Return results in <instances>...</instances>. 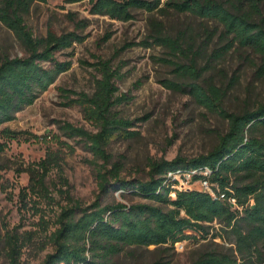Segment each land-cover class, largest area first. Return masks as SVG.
Masks as SVG:
<instances>
[{"label": "rangeland", "instance_id": "1", "mask_svg": "<svg viewBox=\"0 0 264 264\" xmlns=\"http://www.w3.org/2000/svg\"><path fill=\"white\" fill-rule=\"evenodd\" d=\"M258 2L264 14V0ZM132 14L131 19L123 21L92 13L88 0H33L24 15L35 37L45 36L51 29L56 34L75 31L84 40L55 53L58 61L71 62L69 69L60 72L33 103L17 111L14 119L0 125V143L4 142L0 151V264H9L1 241L5 225L36 234L43 226L52 230L55 217L71 199L83 205L92 203L98 195L102 203L147 201L129 191L100 192L95 158L83 140L71 138L61 129L64 123H70L94 130L85 120L78 99L94 90L98 72L93 63L97 57L109 59L119 68L117 94L123 99L114 111L131 121L129 129L135 132L132 137H115L107 146L111 159L106 166L119 162L121 178L145 180L150 161L176 156L189 159L207 153L217 143L227 121L196 101L191 84L218 87L224 93L222 106L229 112L239 113L264 102L260 56L237 42L225 51L230 37L224 35L222 24L172 9H133ZM77 21L85 27L77 26ZM156 29L168 37L181 38L184 52L173 54L155 41ZM3 55L24 56L25 49L0 21V57ZM184 68L194 69L196 74L189 75ZM4 127L15 136L1 134ZM52 151L59 154V159L45 175L46 197L35 196L28 189L22 195L21 188L29 183L27 169ZM190 188L201 186L195 181ZM210 232L217 235L172 245L125 246L107 264H191L204 252L244 260L229 230L214 222ZM40 245L36 241L25 248L20 264H41L51 246ZM245 261L264 264V241Z\"/></svg>", "mask_w": 264, "mask_h": 264}, {"label": "trees", "instance_id": "2", "mask_svg": "<svg viewBox=\"0 0 264 264\" xmlns=\"http://www.w3.org/2000/svg\"><path fill=\"white\" fill-rule=\"evenodd\" d=\"M33 0H0V21L17 37L25 49L24 56L0 57V125L15 117V113L33 101L52 84L60 72L69 69L70 61H58L55 53L82 42L84 37L75 31L56 34L48 29L45 36L35 37L24 22ZM78 2L82 0H68ZM90 11L111 19L129 20L133 9L147 12L172 9L213 19L222 24L223 33L230 37L226 50L235 42L248 46L260 56V71L264 72V14L258 0H88ZM71 15V14H70ZM72 19H75L71 15ZM77 26L85 27L80 21ZM154 40L171 53H182L183 41L168 37L156 29ZM221 54V51H220ZM42 62H48L44 66ZM98 72L91 94L78 99L83 116L94 130L70 123L61 126L63 132L84 141L95 158L94 171L99 191H129L145 198L146 202L102 203L96 199L83 205L70 200L54 220L53 229L43 226L36 234L20 231L18 226H4L1 238L9 264H20L23 250L36 241L51 251L41 264H107L111 256L125 246L175 244L199 241L211 233L217 222L229 230L244 260L227 254L204 252L191 264H247L264 241V102L253 109L229 112L222 106L224 93L215 86L203 88L191 84L190 92L197 102L226 119V130L217 136V143L205 154L186 159L176 156L171 160L148 163L147 179L120 177L121 164L113 162L107 152L115 137H132L131 121L118 116L114 106L123 99L118 95L116 81L119 68L109 59L97 57L93 63ZM178 66V65H177ZM189 75L194 69H183ZM1 134L10 138L15 132L4 127ZM4 142L0 143V151ZM57 152L30 166L29 183L21 188L38 197H46L45 175L51 165L58 164ZM98 160L102 163L98 164ZM207 169L206 175L197 173L194 179L204 178L212 185L213 194L202 189H176L168 171L181 172ZM174 193V195H172ZM234 199L235 207L230 204ZM220 235L222 233L220 232ZM38 236V237H36Z\"/></svg>", "mask_w": 264, "mask_h": 264}, {"label": "built area", "instance_id": "3", "mask_svg": "<svg viewBox=\"0 0 264 264\" xmlns=\"http://www.w3.org/2000/svg\"><path fill=\"white\" fill-rule=\"evenodd\" d=\"M197 173L206 175L208 173V171H207V169H203V170L193 169V170L184 171V172H181L180 170L168 171L166 173V176L168 178H171L172 180H174L173 186L176 189H179V190L189 189L190 185L193 182L198 181L200 183V186H201L200 189L209 191L213 194L212 185L206 179H204V178L194 179V175ZM172 195H174V193H172ZM230 204L235 207L234 199H230Z\"/></svg>", "mask_w": 264, "mask_h": 264}]
</instances>
